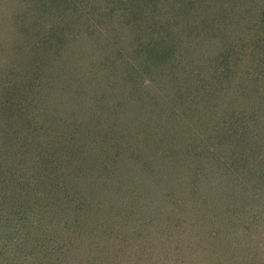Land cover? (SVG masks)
<instances>
[{"label":"trees","instance_id":"16d2710c","mask_svg":"<svg viewBox=\"0 0 264 264\" xmlns=\"http://www.w3.org/2000/svg\"><path fill=\"white\" fill-rule=\"evenodd\" d=\"M13 1L14 9L5 7L6 12H13V18L2 31L5 40L9 36L14 57L6 61L4 68L0 64V166L12 169L7 172L11 181L3 190L9 193L2 196L15 195L16 190L21 195L18 199L23 205L17 210L26 218L29 249L34 253L38 249L39 254L59 253L45 262L36 257L30 264H73L76 255L83 252L87 253L82 258L85 264H107V246L115 233L111 232L113 219L110 223L107 213L111 205L131 212L129 205L136 209L138 204L133 202L136 197L139 201L133 192L140 196L156 195L158 191L173 195L172 189L177 188L175 179L180 176H173L171 161L173 153L182 149L175 142L195 138L179 115L185 114L187 87L194 81L191 76L185 80L184 74L194 69L190 68L197 59L194 48L206 45L205 37L211 41L214 38L201 21L215 7L212 3L216 0H95L98 6H89L87 0H7L8 5ZM176 2L181 4L177 8ZM3 10L0 8V16ZM187 10L196 13V20ZM261 12L264 17V9ZM161 16L163 21L157 22ZM261 23L263 30L254 34L256 42L264 34V18ZM218 28L216 25L211 29L215 32ZM130 29L132 39L124 38L123 30ZM142 31H148V36L137 41ZM190 37L196 39L190 41ZM2 46L0 43V57ZM143 78L158 90H148ZM245 108L240 110L246 112ZM45 131L52 135L47 149L37 142ZM180 147L188 150L189 146L185 143ZM92 156L100 162H84ZM236 163L242 164L233 158L231 164ZM252 181L262 184L264 172ZM163 185L165 188L160 190ZM236 192L237 188L229 195ZM97 211L100 213L95 214ZM65 212L80 218L76 227L91 223L96 229L91 245L85 244L87 252L78 247L73 261L72 249L62 245V240L69 244L75 233L72 224L67 228L69 232L61 233ZM234 212L232 209L230 213L237 217ZM249 217L254 219L253 214ZM43 224L51 228H42ZM8 227L13 223L0 221L1 229ZM253 228L259 233L258 224ZM53 235L55 238L49 240L47 236ZM249 238L240 239L244 240L238 245L242 254L229 253L216 262L214 256L204 257L201 262L264 264L257 252L251 253V241L256 246L258 238ZM92 247H98L94 254H105L98 262L94 261ZM133 262L117 260V264Z\"/></svg>","mask_w":264,"mask_h":264},{"label":"rangeland","instance_id":"374dc122","mask_svg":"<svg viewBox=\"0 0 264 264\" xmlns=\"http://www.w3.org/2000/svg\"><path fill=\"white\" fill-rule=\"evenodd\" d=\"M5 1L7 3V0H0V8L4 7L3 12L6 14L0 16V43L4 46V53L0 57L2 68L5 67L6 61L14 57V53L10 51L9 36L5 40L2 30L13 18V12L9 13V9L6 12L5 7L12 6L14 9L15 2L13 1V5L7 3L4 6ZM94 1L87 0L88 5H97V1L95 4ZM197 3L202 4L200 1ZM175 4L176 8L181 5L178 2ZM212 4L215 7L209 9L210 13L201 22L205 26L204 29L210 30L214 38L211 41L205 37L203 42L206 41L207 44L194 48L197 59L190 64V68L194 69L184 74L185 80L191 76L194 81L187 87L189 92L184 100L185 114L179 115L185 118L184 123L195 134V138L187 139L186 142H175L180 146L188 143L189 146L186 150L175 145L182 149L173 153L174 160L171 161L173 176H180V179H175L177 188L172 191L167 189V192L171 191L173 195H167L165 191L161 194L158 191L156 195L145 193L140 196L137 191L133 192L139 196V201L136 197L133 202L138 204L137 210L132 204L129 205L131 212L122 206L111 205V211L107 210V213L110 214V223V219H113L111 232L115 233L114 236L111 233L113 237H110L107 255L104 254L107 264H117L118 259L125 260L126 263L135 260L132 264H207L208 261L203 263L201 259L214 256L213 260L216 262L217 258L222 260L229 253L234 256L242 254V247L238 245L244 241L240 240L244 236L250 237L249 239L258 238L256 246L251 241V247H254L251 253L257 252V257L264 261V182L261 184L252 181L256 174L264 172V34L260 35L258 42L254 38V34L263 30L261 20L264 17H261V11L264 9V0H216ZM217 9L218 11H215ZM188 11L190 12H186ZM157 14L163 13L157 11ZM189 15L196 20L194 11ZM98 19L101 20L100 17ZM156 20L162 22L163 17ZM216 25H219V30L213 32L211 28ZM123 32L124 38L132 39L131 29ZM246 32L248 36L244 35ZM147 36L148 31H142L137 35V41L139 38L144 40ZM153 39L155 40V35ZM194 39L196 38H189L190 41ZM142 80L146 82L145 87L148 90H158L148 83L147 79ZM215 99L218 102L216 105ZM203 101L205 102L201 106L197 105ZM243 101L245 103H241ZM241 107H246L247 111L243 112ZM51 136L45 131L44 135L37 138V142L41 143L40 147L43 145V148H49ZM36 140L34 139L35 142ZM93 156L87 157L84 162H100ZM233 158H238L242 164H231ZM249 166H252L250 171L246 169ZM11 170V166H0V221L6 219V223H13V227L0 228V264H30L29 261L36 257L43 258L42 261L45 262L46 258L59 253L39 254L38 249L35 253L31 251L28 232L24 228L26 218L17 210L18 205H23L18 199L21 195L16 190L15 195L2 196L3 193H9L3 190L8 181H11V176L7 173ZM134 173L136 172L132 173L133 176ZM161 187L160 190L165 188L164 185ZM233 187L237 188V192L231 196L229 194L236 189L232 190ZM180 192L184 194L182 197ZM155 199L158 205L154 203ZM120 201L121 198L117 200ZM103 204L105 206V202ZM232 209L234 213H238L237 217L230 213ZM99 213L97 211L95 214ZM250 214H253L254 219L249 217ZM102 215L104 217V213ZM94 216L93 214V218ZM65 217L67 218L61 224V233L66 234L70 224L73 225L75 233L69 244L62 240V245L72 249L70 253L73 261V254L78 253V247L79 251H86L91 245L90 241L96 229L91 223L86 224V227H76L80 218L70 215L69 212H65ZM67 219L70 221L66 222ZM233 221L237 222L236 226H231ZM31 222L33 223L32 220ZM254 224H258L259 233L252 231ZM40 226L51 228L50 225ZM69 229L71 230V227ZM99 230L102 231V228L99 227ZM47 237L50 240L55 238V235ZM23 238L27 241H23ZM78 243L81 246H76ZM85 244H88L87 247ZM96 248L92 247L90 251L93 253ZM202 254L204 255L198 259ZM86 255L85 252L79 253L74 263L85 264L82 258H86ZM104 255H97L96 252L94 261L98 262Z\"/></svg>","mask_w":264,"mask_h":264}]
</instances>
